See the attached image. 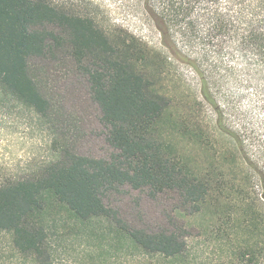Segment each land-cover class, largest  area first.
<instances>
[{"label": "trees", "instance_id": "1", "mask_svg": "<svg viewBox=\"0 0 264 264\" xmlns=\"http://www.w3.org/2000/svg\"><path fill=\"white\" fill-rule=\"evenodd\" d=\"M139 3L159 48L64 1L0 0V95L48 124L54 108L30 61L63 53L111 150L95 158L61 147L35 173L0 184V264H197L176 216L135 225L110 205L124 188L176 195V215L210 206L217 229L229 230L218 239L228 264H264V210L250 199L256 181L264 203V0ZM177 66L197 75L198 98L177 92Z\"/></svg>", "mask_w": 264, "mask_h": 264}, {"label": "rangeland", "instance_id": "2", "mask_svg": "<svg viewBox=\"0 0 264 264\" xmlns=\"http://www.w3.org/2000/svg\"><path fill=\"white\" fill-rule=\"evenodd\" d=\"M69 3L75 11L89 12L104 27H122L144 40L149 46L159 48L160 37L142 13L139 0H53ZM87 2H91L89 5ZM72 62L58 53L54 59L30 61L31 75L53 105L51 122L38 121L30 110L9 96L0 95V184L27 177L54 159L61 147L95 158H105L111 152L105 140V130L100 123L98 108L90 101L83 80L72 71ZM173 83L178 93L189 99L198 98V77L186 66L172 70ZM176 86V85H175ZM176 86V87H177ZM206 123L211 113L203 107ZM57 133L58 138L54 139ZM174 144L188 159L194 160L197 169L207 164L205 156L195 145L175 139ZM250 199L258 210H264L260 199L261 188L255 181L250 185ZM110 205L121 216L135 225L149 227L167 226L176 216L187 233V250L197 264H228L231 250L218 239L227 228L217 229L212 209L204 207L198 214L190 215L188 208L179 215L174 209L179 200L172 193L151 195L149 191L122 189L109 199Z\"/></svg>", "mask_w": 264, "mask_h": 264}]
</instances>
